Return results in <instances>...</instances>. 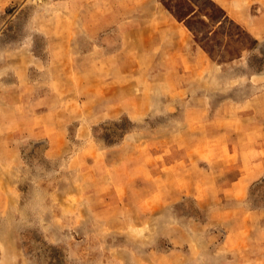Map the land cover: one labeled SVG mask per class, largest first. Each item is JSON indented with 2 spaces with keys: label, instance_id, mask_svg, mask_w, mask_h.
<instances>
[{
  "label": "rangeland",
  "instance_id": "rangeland-1",
  "mask_svg": "<svg viewBox=\"0 0 264 264\" xmlns=\"http://www.w3.org/2000/svg\"><path fill=\"white\" fill-rule=\"evenodd\" d=\"M132 1L0 0V264H264V0Z\"/></svg>",
  "mask_w": 264,
  "mask_h": 264
},
{
  "label": "crops",
  "instance_id": "crops-1",
  "mask_svg": "<svg viewBox=\"0 0 264 264\" xmlns=\"http://www.w3.org/2000/svg\"><path fill=\"white\" fill-rule=\"evenodd\" d=\"M150 1L151 0H137V1L135 0L132 2H138V3L144 4ZM96 2L102 3L103 0H96ZM135 15L141 18L149 19L148 21L143 22L142 25H140L138 28L137 27L130 28V26L128 27L129 29H134L137 32L142 31L143 34H145V37L143 39L145 42H148V41L151 43L154 42V39L152 37L158 33V30H161L169 25L174 26V24H172L170 20L168 19L167 14L161 10H153V11L149 10V13L148 12H137L135 13ZM102 17L103 15L100 17L99 22H97V26L95 27L94 32H91V33L98 34L103 29L102 28L103 27Z\"/></svg>",
  "mask_w": 264,
  "mask_h": 264
},
{
  "label": "trees",
  "instance_id": "trees-1",
  "mask_svg": "<svg viewBox=\"0 0 264 264\" xmlns=\"http://www.w3.org/2000/svg\"><path fill=\"white\" fill-rule=\"evenodd\" d=\"M179 19H180V17H179Z\"/></svg>",
  "mask_w": 264,
  "mask_h": 264
}]
</instances>
